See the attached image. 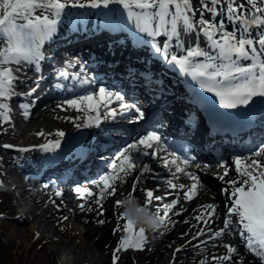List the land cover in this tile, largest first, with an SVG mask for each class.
Listing matches in <instances>:
<instances>
[{"label": "snow or ice", "instance_id": "6c2138e0", "mask_svg": "<svg viewBox=\"0 0 264 264\" xmlns=\"http://www.w3.org/2000/svg\"><path fill=\"white\" fill-rule=\"evenodd\" d=\"M197 2L199 9L193 7V0H0V124L11 122L9 101L17 95L15 87L20 77L15 73L21 69L17 67L14 70L12 66H34L36 73L41 71V62L46 59L42 51L45 43L52 40L62 15H73L65 13L66 8L109 9L102 13L106 18L120 13L122 8L127 14V20L134 25V34L142 33L150 38L143 40L137 36L139 43L150 44L154 52L161 54L167 63L191 77L204 92L218 98L220 107L224 109L246 107L253 98L264 97V0ZM110 5L119 7L110 8ZM205 13H209L210 17L206 18ZM161 36L166 38L163 43L157 40ZM58 75L67 77L68 73L61 71ZM83 83L89 84L90 81L84 80ZM35 91L32 88L25 95ZM261 103L264 104V101ZM64 104L85 114L83 124L73 121L77 128H100L102 120L123 116L131 121L143 119L145 115L135 102L126 103L125 96L119 91H111L104 86L98 90H85L74 98H66ZM113 104H118V108L112 107ZM21 108L27 117L28 105L22 104ZM133 109L135 114L128 116L127 113ZM38 135L43 136L44 133ZM56 135L64 137L63 132ZM4 147L9 148L11 145ZM58 148L60 139L40 146L44 152ZM161 152H167L166 157L159 158L163 160L171 178L164 182L167 185L164 195L157 196L154 195L157 189H138L137 185L152 173L149 162L144 158L155 159ZM195 159L193 156L182 157L176 155L175 151H168L156 131H147L138 135L134 141L129 140L110 162V170L92 182L98 193L84 187L75 188L81 200L94 198L95 204L103 208L102 201L106 199V194L116 195L117 182L124 183L126 177L136 173L126 200L113 202L114 207H127L120 215L123 224L113 229L114 234L123 232L113 251V264L119 260L117 253L128 249L142 251L147 242L145 229H137L138 222L128 213H144L149 216L148 208L154 201L175 196L170 203H162L157 207L153 214L161 225H167L172 223L169 213L173 212L181 199L175 190L182 192L185 201H191L197 196L204 184L202 177L189 170L191 167L201 168ZM203 167L207 169L208 165ZM220 167L224 171L216 179L226 185L221 189L225 195L222 218L217 212L220 206L215 203L203 204L194 209L198 212L194 219L198 223L202 222L203 227L192 236L188 244L208 235L215 247L217 241H223L227 236L231 238L230 242L222 243L227 254L213 257L218 264H248L245 253L249 254V258H254L256 264H264V147H258L248 155L237 154L230 165L220 164ZM230 168L235 175L225 180ZM137 169H140L138 173ZM181 175L190 180L191 184L175 183ZM137 191H143L145 195L142 207L135 205L133 194ZM55 195L60 197L62 194L57 191ZM79 208L84 211L86 205L81 203ZM87 211L94 209L89 207ZM182 211H176L174 215L180 216ZM99 215L103 216V211ZM216 220L221 221L219 229L212 226ZM99 222L105 223L104 220ZM184 223L189 221L185 220ZM175 251L180 252L182 248L177 247ZM200 264H207V261H201Z\"/></svg>", "mask_w": 264, "mask_h": 264}, {"label": "bare ground", "instance_id": "6f19581e", "mask_svg": "<svg viewBox=\"0 0 264 264\" xmlns=\"http://www.w3.org/2000/svg\"><path fill=\"white\" fill-rule=\"evenodd\" d=\"M193 7L195 9L200 8L197 0H193ZM91 14H95V12ZM97 16L98 14L96 15V17ZM205 16L206 18H209L210 14L206 13ZM197 17H199V10H197ZM63 19L64 18L61 17V20ZM63 21L66 22V24H64L65 28L67 29L66 36L72 35L73 43L71 46L79 45L75 43L76 35L74 33H76L77 31L76 29H79V25L77 24L76 20H73L72 22L67 20ZM99 25L103 27L105 25V19H102ZM126 26L128 30L132 29V31H134L133 24L131 26ZM60 27L61 25L58 24V31L60 30ZM118 31L119 29H117L114 36L110 37L114 38L120 36ZM201 40L203 41L202 38ZM100 44H102V42ZM138 45L141 44L138 43ZM46 48H49V45H47ZM46 48V58L51 60L57 58L56 51L51 53L50 50ZM47 68L48 65L46 62H44L43 69H41L38 75L35 76V84L37 85V90L34 94L37 96L30 105L33 106V109L31 110L30 117L26 119L28 121L23 122V117H18V119H20L21 121H17V123L11 127V129L14 130L15 135L19 138L21 135H26V138L22 140L14 141L12 139V143L17 144V146H28V144H33L31 143L33 139H39L41 137L45 139L46 136H54L58 130L67 129L70 125H73V121H75L76 123H78V121H82L84 113L77 112L71 108L66 109L67 113L66 115H63L62 118H59L60 112L57 109H51L52 111H54L51 115H47L46 111L38 117L33 118V115L37 112L36 108L39 107V103L42 102L41 95H43V90H45L46 88V85L44 83L45 80H43L42 77V72ZM48 71H50V68L45 74H47ZM39 76L42 78H40V80L38 81ZM50 112L51 111H48V113ZM19 113L17 116L20 115ZM66 116L67 120L65 119ZM77 117H79V119H77ZM64 120L66 121L64 122ZM16 125L21 126L16 127ZM40 132H43L44 135H38V133ZM7 140L10 141V138L7 137ZM30 140L32 141L30 142ZM45 141H47V138L45 139ZM38 149L40 150V148ZM35 152L38 153V150H36ZM42 152L46 153L44 151ZM29 158H31L29 155L22 154L19 158L15 159V163L18 162V164L16 165L22 166V164H24V160H28ZM48 162L51 163L52 159H48ZM9 164V162H5L4 164V175L6 177L12 176V169L10 170L7 168ZM19 170H23L25 174L27 168L21 167L19 168ZM216 170L219 169L215 167L214 169H211L210 171L207 170L205 172L200 170V174H208L211 176V174L215 173ZM164 173L166 172L164 171ZM231 173L233 174V171H231ZM168 176L169 178H171L170 173L168 174ZM204 178L211 181L206 175L204 176ZM11 182V185L14 186V189H20V191L22 192V196L17 202H15L16 204L13 206V209H19L17 213H19L20 215L14 221L16 222V224H19V226L21 225L23 227H16L12 231V233L16 235L17 240L20 241L21 239H24L27 245H29V243L31 245V243L36 242L37 240L47 241L48 245L46 246V251L48 252L47 256L45 255L40 258L42 264H57V262L58 264H61L62 255L70 257L71 251L65 253V251L62 250V252H60L59 254L57 253L56 249L50 245L51 243L49 242L51 238L58 237L55 234L58 229L60 230L61 228H63V231H65L64 238L66 240L69 239L70 241H76L77 239L79 240L81 249H85L84 253H79V250H76V252L74 253L76 254L75 257L65 259L63 261V264H80L81 262L85 264H104L107 261H109L110 263L111 251L117 247L118 239L123 236V232L116 234L113 233V229L118 224L121 225L120 215L123 211L122 207H114L113 202L116 200L125 201L128 197V186L130 189V185L129 183H127V177L125 178L124 183H121L119 181L117 182L116 187L118 186V188L120 189V191L117 192L118 196L106 194V199L102 201L103 208H100L98 205H96L94 199L80 201L76 196L71 197L68 201H63L59 197H53L51 200L45 202L43 195L39 194V192H31V194L29 193V191L27 190V185H31V183H28L26 185L25 180L22 181L19 176L13 177ZM181 183L182 182L177 184ZM182 184L186 185V183ZM175 191L176 193L179 192V190ZM212 194L213 193L208 194L204 190H199L197 196L194 199H192L191 201H185L181 193V203L182 201L186 203L182 204L183 206L181 207V209H185L187 207L186 211L183 212L182 215L174 217H171V213H169L172 223H168L167 225H161L159 221L155 219L154 215L150 217V219H154L158 222V226L155 228H150L147 226V233L149 236L148 238L151 239L152 248L149 252H145V254L143 255H140V253H127L125 251H121V254L120 252L117 253L119 258L124 260L123 264L124 262L125 264H167L169 254L175 247L182 248V251L175 252L174 256H172L173 258L171 263L168 264H200L201 261H207V264H218V262L215 261L213 257H218L226 254V249L222 247V243H227L225 241L226 237L223 239V241H217L215 247H213V241L209 239L208 235L204 236V239L200 237L201 243L199 244L198 249L194 247V244L199 241V239L193 240L191 244H188V241L183 243L188 237L193 236L191 234L192 230L194 229L192 225H196L197 228H199L200 226V223H198L194 219V217L198 214V212L194 211V209H197L196 207L198 205L209 202L216 204V200L213 201L212 199ZM174 197L175 196H172V198ZM171 199L168 203L171 202ZM134 201L135 205L137 206L145 202V198L140 191L134 193ZM81 203H84L86 205L84 211H81L79 208V205ZM178 203L180 204V202ZM89 207L94 209V211H87V208ZM152 208L153 206H151V209ZM178 209H180V207H178ZM101 211H103L104 213L103 216L99 215ZM174 212H176L175 209L172 213L174 214ZM217 212L221 214L222 210L218 208ZM22 215H24V217H21ZM65 217H67V219H65ZM62 219H65L67 222L61 223ZM100 220H104L105 223L101 224L99 222ZM185 220L189 221V223L185 224ZM38 233L39 235L38 237H36ZM184 233H187V235H184ZM72 234L75 238L72 237ZM88 251H93V254H89Z\"/></svg>", "mask_w": 264, "mask_h": 264}, {"label": "rangeland", "instance_id": "374dc122", "mask_svg": "<svg viewBox=\"0 0 264 264\" xmlns=\"http://www.w3.org/2000/svg\"><path fill=\"white\" fill-rule=\"evenodd\" d=\"M13 119H14L13 122L10 123L8 126L11 127L13 126L14 123L15 124L17 123L15 117H13ZM20 126L21 125H16V127H20ZM21 136L20 138L16 136L14 130L12 131V133L5 132L3 129V126H1L0 124V138H2L1 140L6 139V137H9L11 141L12 139L15 141V140H22L26 138V135H21ZM0 159H1L0 168L4 172V164H5L4 161H7V158L4 155H0ZM1 175H2V178H4L3 174ZM2 178H0V184H2ZM7 188H10V187L7 186ZM7 188L6 190H8ZM21 196L22 194L19 195V197ZM13 204H14V201L10 202V199L8 197H5L0 194V264H42L40 258L45 255L47 256L48 251H46L47 250L46 246L48 245V243L46 240H37L36 242L31 243V245L30 243L29 245H27L24 239H21L20 241L17 240L16 235H14L12 231L16 227L21 228L22 226L21 225L19 226V224H16L13 220H11V218L14 217L11 214V212H13L14 210L12 208ZM66 222L67 221H64L62 223H66ZM64 234H65V231H63V228H61L60 230L58 229V231L55 234L58 237H53L49 241L51 243L50 245L56 249L57 253L60 254L62 250H64L65 253H67L68 251H71L70 257L73 258L76 255L74 254L76 250L77 251L79 250L78 251L79 253L85 252L84 248L81 249L79 240L77 239L76 241H70L69 239L66 240L64 238ZM38 235L39 233L36 235V237H38ZM72 237L75 238L73 234H72ZM88 252L89 254H93V251H88ZM140 255H143V254H140ZM80 264H85V263L81 262ZM104 264H109V261H107Z\"/></svg>", "mask_w": 264, "mask_h": 264}, {"label": "clouds", "instance_id": "9594fccd", "mask_svg": "<svg viewBox=\"0 0 264 264\" xmlns=\"http://www.w3.org/2000/svg\"><path fill=\"white\" fill-rule=\"evenodd\" d=\"M129 215L132 216V218L134 220H136L141 226H148L150 228H155L158 226V222L154 219H147L145 214H141V213H135V212H132V213H128ZM65 259H70V257L68 256H65V255H62L61 257V264H63V261Z\"/></svg>", "mask_w": 264, "mask_h": 264}]
</instances>
